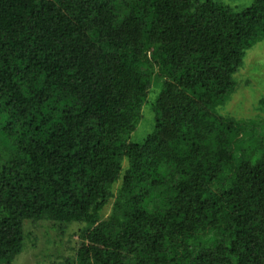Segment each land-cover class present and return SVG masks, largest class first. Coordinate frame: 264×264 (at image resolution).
<instances>
[{"label": "trees", "instance_id": "16d2710c", "mask_svg": "<svg viewBox=\"0 0 264 264\" xmlns=\"http://www.w3.org/2000/svg\"><path fill=\"white\" fill-rule=\"evenodd\" d=\"M262 39L264 0H0V264L44 218L86 223L74 264H264V123L218 112ZM160 80L159 139L102 194Z\"/></svg>", "mask_w": 264, "mask_h": 264}, {"label": "rangeland", "instance_id": "374dc122", "mask_svg": "<svg viewBox=\"0 0 264 264\" xmlns=\"http://www.w3.org/2000/svg\"><path fill=\"white\" fill-rule=\"evenodd\" d=\"M235 11H242L254 0H217ZM237 86L228 102L218 107V112L237 118H256L264 123V39L247 50L243 65L235 73ZM162 80L150 85L147 94L137 108V122L130 125L129 141L140 142L138 153L127 154L123 146L117 164L105 185L107 192H115L139 172L141 161L147 156L161 132L160 119L168 99V87ZM113 199L105 206L102 215L112 212ZM85 222L55 223L48 219H26L22 251L13 264H74L79 240L85 236Z\"/></svg>", "mask_w": 264, "mask_h": 264}]
</instances>
